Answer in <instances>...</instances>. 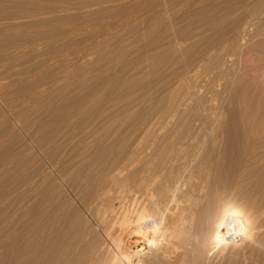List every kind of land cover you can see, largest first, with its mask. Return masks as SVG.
<instances>
[{"label": "rangeland", "instance_id": "obj_1", "mask_svg": "<svg viewBox=\"0 0 264 264\" xmlns=\"http://www.w3.org/2000/svg\"><path fill=\"white\" fill-rule=\"evenodd\" d=\"M253 4L264 10V0H0V264H57L63 245L77 248L83 233L90 240L92 225L83 208L102 187L105 172L141 139L148 145L174 125L177 94L180 109L199 105L198 85L210 103L203 112L208 115L193 120L186 112L183 118L194 132H203L204 143L214 141V158L201 163V149L190 164L179 160L174 199L201 163L204 177L192 181L207 182L198 184L194 197H202L208 184L220 186L212 191L224 186L223 196L233 192L231 199L258 216L261 241L256 236L209 253V225L196 235L204 245L190 264H264V11L243 39L249 41L224 57V69L201 79L188 70L232 39ZM221 72L226 75L220 78ZM182 80L186 85L179 88ZM248 149L254 155H246Z\"/></svg>", "mask_w": 264, "mask_h": 264}, {"label": "bare ground", "instance_id": "obj_2", "mask_svg": "<svg viewBox=\"0 0 264 264\" xmlns=\"http://www.w3.org/2000/svg\"><path fill=\"white\" fill-rule=\"evenodd\" d=\"M245 3H246V1H245ZM245 3H243V4H245ZM261 4H259V5H261ZM245 5L247 6V4H245ZM257 5H254V7L252 6L250 8L247 7L248 9L244 8V9H247L245 12V15H246L245 21H244V19H241L240 24H238V28L239 27L240 28L238 30H236L235 35L232 34L233 37H230V38H232L231 40H229V39L225 40L224 39L223 41L219 42L220 44L218 45L217 48L210 49L209 51H207V53H204V55L196 63H194L195 68L193 67V65H190L188 70L190 69L192 71L191 72V74H192L191 78L196 77L199 79V77H200V79H201L204 77H209L210 75L213 74V70H216V69L221 70V68H223V69L225 68L224 57L226 55L228 56V54H229L228 52L230 50L232 53L233 52L232 49L234 50L240 44L242 45V40L244 39V37L246 35H248L249 27L255 21H257L260 16H262L261 13L264 10H262L261 7L259 5L258 6ZM262 8H264V7H262ZM243 11H241V12H243ZM176 12L177 11H175V13ZM195 16L197 17L198 15H195ZM218 19L219 18H217V20ZM215 20H216V18H215ZM203 22H205V21H203ZM221 23H222V21H221ZM205 27H203V28H205ZM255 27H257V26H255ZM255 27H252L251 29H254ZM197 28H198V26H197ZM203 28H201V29H203ZM207 28H208V24H207ZM249 35H251V34H249ZM228 37H229V35H228ZM247 42L244 41V43H247ZM230 59H232V57ZM226 62L227 61H225V63ZM229 68L233 69L231 67H229ZM227 70H229V69H227ZM198 71H200V74L196 75ZM233 71H229V72L232 73ZM223 72H225L227 74L228 71L227 72L223 71ZM226 74L221 72L220 78ZM227 76H229V75H227ZM218 77H219V74H218ZM184 78L186 79V77H184ZM220 78H218V80ZM214 80L212 79V81H211L212 83L211 82L208 83V84L211 83V85H209V88L213 89ZM183 81L184 80H182L180 82L178 81V84L176 83L179 88H183L186 85ZM193 82H195V81L193 80ZM223 84H224V82H223ZM199 86H201V85H198V87L193 86L194 89H197L196 92L194 91L195 93L202 94V102L199 105H193L191 107L188 106L189 108L187 107V108L180 109L179 108L180 104L177 101V98H179L178 97L179 95L177 94L178 96L176 95V97H174V116L176 117L174 125L172 127L167 128L165 131H162V133H159L160 135L157 134L155 136L156 139H154L152 141V143H150L148 145L145 142H143L144 139L143 140L141 139L140 142L137 141L138 144H136L132 150H129V152H127L125 155L123 154L124 156H122L121 158L119 157L120 159L118 161L114 162L112 165L110 164L111 166L107 170V172L104 171L105 173H107V174L103 173V175L105 174L103 176V182L104 183L102 184V187L100 186L101 188L99 187V190L96 192V194L94 193L95 196L93 197L91 204H89L91 206H89V205L87 206L85 203L82 204L83 206H84V204L86 205V207H84L83 209L86 211V214L90 218V221H87V222L88 223L91 222V225H92V227H89L90 229L92 228V230L90 232L91 239L87 240L86 234L83 233V234L79 235L80 245L77 248H71L70 246H67V245H66V247H63L64 246L63 245L62 249L60 248L62 253L60 255V258H58L59 261L57 262V264H190L191 257L194 256L195 254H197V256H198L199 252L202 249V245H204V243L201 244V242L198 241V238H196V235H197V233L202 232L203 229L205 230V228L208 227L209 225H212L210 234L209 233L207 234L208 238L206 239L208 246H209V250H208L209 253L217 251V250L223 251V250L227 249L229 246L235 245L239 241H241V242L242 241L244 242V240H246V241L248 240V242L253 241V240L255 241V237L256 236L258 237L259 228H261L258 226V222H257L258 216L256 214L250 215V214L245 212V210H244V208L246 206L245 202H240L239 200L236 201L237 199L236 200L231 199L230 197L233 194V192H230V193L227 192L228 193L227 196H223L225 194L224 186L223 187L221 186L222 188H219V189L212 191V189L220 187L214 183L217 187H214L215 185H212L214 188L211 189V187L208 184L207 186L204 187V189L206 190L205 193L200 195V196L203 195L202 197H200V198L194 197V193L197 191L199 192L198 188H201L202 186H204L205 182H207V181H205V182L202 181V183H201V181H197L198 183H195L192 181V177L194 178V175H195V177H198L199 179L201 178V180H202L204 177V172H203L202 168L204 166L203 165L201 166L200 164L202 162L209 164L211 162V160L214 158L213 157L214 141H212V139H211V141L204 143L205 140H202V136L200 135L203 132H201V131H200L201 133L194 132V128L192 127V122L186 121L183 118L186 112H188L190 114L189 118L191 117V119H193V120H195L197 118L199 119L200 117H202V115H204V118L207 117V115H208L207 112L205 114L203 112L205 111V108H206L205 105L208 103H205L207 100L205 101L206 97L203 98L204 90H201V88H199ZM187 87H188V85H187ZM189 87H191V85ZM224 87H226V86H224ZM224 87H223V89H225ZM227 87H228V85H227ZM192 89L193 88L191 87V90ZM192 92H193V90H192ZM194 92H193V94H194ZM175 94L176 93H174V95ZM190 94H192V93H190ZM224 94H227V93H224ZM172 96H173V94H172ZM223 96H225V95H223ZM190 98H191V96H190ZM194 98H195V96H194ZM97 99H98V97H97ZM128 99H130V98H128ZM196 99H195V101H197ZM211 99H214V98H211ZM217 99L218 100L220 99V102L222 101L221 97L217 98ZM222 99H223V97H222ZM215 102H217V100ZM218 105L220 106V103H218ZM181 106H182V104H181ZM184 107H186V106L184 105ZM211 107H212V105H211ZM216 107H218V106H216ZM161 111H163V110H161ZM165 111H167V110L164 109V113H165ZM166 113L169 114L170 112H166ZM160 114H163V112H160ZM165 115L167 116V114H165ZM165 115H160V116H165ZM156 117L154 118L155 120H156ZM160 118L157 120L161 121ZM185 118H188V116ZM165 119H167V118H165ZM207 121H208V119H207ZM152 122H153V120H152ZM142 123L144 125V122H142ZM156 123L154 122V124L153 123L152 124L155 125ZM140 125H142V124H140ZM154 127H156V126H154ZM164 127H166V126H164ZM158 128L159 127H157V130H158ZM117 129H118V127H117ZM144 130H145V128H144ZM146 131H147V129H146ZM144 132H142V133H144ZM146 135L149 136V133ZM90 138L92 139L93 137H90ZM100 139L102 140V138H100ZM123 140H125V139H123ZM126 141H128V139ZM145 141H146V139H145ZM89 142H91V141H89ZM123 143H125V142H123ZM127 143H129V142H127ZM131 143H133V142L131 141ZM121 144H122V142H121ZM118 145L119 144H117V146ZM127 145H129V144H127ZM107 148H109V147L107 146ZM123 148H121V150ZM215 148H216V146H215ZM88 149H90V147ZM126 150H128V149H126ZM199 150L202 151L200 154L201 163L199 165H195L194 168H191L192 170L185 177L184 182L180 186V193L178 192L179 195L177 197H175V199H174V189L176 188V185H174V182L177 179V174H178L177 170H176L177 169L176 168L177 163L179 162V160H183V165L184 164L185 165L190 164L191 162H193L194 158L199 155V153H198ZM106 152H108V151L106 150ZM253 152L254 151L252 149H250L248 154H246V155L252 156V155H254ZM97 156H98V159L100 160L101 158H99V155H97ZM248 156H247V158H248ZM77 157H75V158H77ZM253 157H252V159L255 158V157L254 158ZM261 157H262V155H261ZM79 158H77V159H79ZM252 159L250 158V160H252ZM70 160L71 159H69V161ZM83 160H85V159H83ZM105 160H107V159H105ZM254 160H256V158ZM72 161H75V160L72 159ZM88 161L85 160V163ZM214 162H215V160H214ZM215 163H217V162H215ZM252 165H254V163ZM205 166H207V165H205ZM243 166H245V165H243ZM248 166H245V167H248ZM73 167H75V166H73ZM81 168H83V167H81ZM185 168H187V167H185ZM208 168H210V167H208ZM248 168H246V169H248ZM73 170L71 172H73ZM64 171H62V173ZM86 171H87V175H88V169ZM93 171L95 172V170H93ZM243 171H244V169H243ZM205 172H207V170ZM68 173H66V174L68 175ZM184 173H185V171H184ZM90 174H91V171H90ZM185 174H187V173H185ZM67 175H66V177H68ZM211 175H213V174L210 173L209 176H211ZM94 176H95V174H94ZM211 177H212L211 182H213V176H211ZM59 179H62V177ZM81 181H82V179H81ZM195 181H196V179H195ZM86 182H88V181H86ZM93 182H92V184H93ZM100 183H101V181H100ZM177 183H178V181H177ZM200 183H201V185L203 184L201 187L198 186V184L200 185ZM222 184L224 185V183H222ZM64 185H65V183H64ZM83 186H85V183ZM94 186L96 187V185H94ZM75 189H77V188H75ZM80 190H82V189H80ZM96 190L97 189H95V191ZM74 191H76V190H74ZM251 193H253V192H251ZM77 195L79 196L78 193H77ZM74 196H75V198L77 197L76 195H74ZM84 197H85V195H84ZM86 197H88V195ZM75 198H73V199H75ZM242 201H244V200H242ZM68 202L66 201V203H68ZM79 204H81V203H79ZM262 204H264V203H262ZM61 205L63 206V204H61ZM61 205H59V206H61ZM82 205H81V207H82ZM248 205H249L248 207L250 208V207H253L254 203L251 202ZM59 209H61V208H59ZM245 209H248V208L246 207ZM248 211H249V209H248ZM249 213H250V211H249ZM84 217H85V215H84ZM156 219H158V221H156ZM147 221L149 222V224H146ZM85 222H86V220H85ZM262 222H264V221H262ZM144 224H146V225L143 226ZM68 225H69V223H68ZM83 225H84V223H83ZM44 226H46V224ZM71 228L73 229V227H71ZM84 228H86L85 225H84ZM37 229H39V227ZM67 231H70V230H67ZM205 231H207V230H205ZM35 232H33V233H35ZM87 233H89V232H87ZM203 233H205V232H203ZM97 236L100 237V241L97 240L98 239ZM37 239H38V237H37ZM203 239H205V238H203ZM262 239H264V238H262ZM65 240H66V238H65ZM37 241H38V243H37V247H38L39 244L41 245V242L39 243V240H37ZM256 241H257V243H259V241H261V238L258 237V239ZM262 242H264V241H262ZM68 243H70V242H68ZM70 245H71V243H70ZM75 245H76V243H75ZM42 246H43V244H42ZM45 247H46V245H45ZM43 248H44V246L42 247V249ZM47 249H48V247H47ZM49 249H51V247ZM45 251H44V254H45ZM56 254L57 253H55V256H56ZM53 256H54V254H53ZM53 256H52V258H53ZM45 257H47V256H45ZM38 262H40V261H38ZM46 262H47V260H46ZM54 263H56V262H54Z\"/></svg>", "mask_w": 264, "mask_h": 264}]
</instances>
